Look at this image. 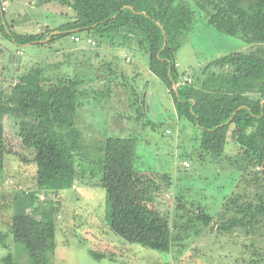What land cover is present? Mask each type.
I'll list each match as a JSON object with an SVG mask.
<instances>
[{"label":"rangeland","instance_id":"rangeland-1","mask_svg":"<svg viewBox=\"0 0 264 264\" xmlns=\"http://www.w3.org/2000/svg\"><path fill=\"white\" fill-rule=\"evenodd\" d=\"M62 1L0 0L5 13L0 14L1 24L20 35L47 30L55 35L74 13ZM188 4L195 11L194 23L180 38L175 61L181 77L185 74L182 85L188 78L189 86L199 87L201 72L210 63L257 47L220 33L193 1ZM81 38H87L85 31ZM94 41L91 47L85 40L64 37L51 42L48 37L40 44L19 47L0 29V89L7 97L14 83L36 77L38 68L54 81L74 79L81 91L77 126L90 142L111 136L137 138V178L153 195L150 206L168 216L174 240L170 253H164L114 235L107 220L106 190L80 180L72 190L38 195L44 206L59 207L52 264H261L264 189L253 183L258 169L245 170L248 161L241 162L254 148L247 143L243 149L229 139L221 156L206 155L200 130L179 119L175 102L149 67L147 55L135 43L110 47L114 41L101 40V45ZM214 72L212 68L208 74ZM218 84L222 83L211 80L212 92ZM3 123L9 154L0 173V264L10 253L20 264H29L26 250L15 245L12 229L22 222L15 216L16 195L27 201L36 192L35 154L21 144L15 119L6 116ZM251 134L263 150V132ZM184 161L190 168L183 166ZM200 209L213 216L211 225L184 229L194 223Z\"/></svg>","mask_w":264,"mask_h":264},{"label":"trees","instance_id":"trees-1","mask_svg":"<svg viewBox=\"0 0 264 264\" xmlns=\"http://www.w3.org/2000/svg\"><path fill=\"white\" fill-rule=\"evenodd\" d=\"M189 1L207 15L209 25L217 31L241 39L248 47H257L210 63L201 72L199 87L181 85L185 74L181 77L175 61L179 40L194 23L195 11ZM62 2L74 13L72 21L57 28L55 35L52 30L36 35L16 34L12 26L1 24V17L0 29L19 47L40 44L48 37L51 42L64 37H78L81 42L92 38L99 45L101 40L114 41L110 47L115 46L113 43L124 47L135 43L147 55L153 73L168 88L179 119H187L200 130L203 152L221 156L229 139L243 149L250 144L254 149L241 162L248 161L245 170L258 169L253 183L264 189V149L251 134H264V0ZM1 12L5 15L2 9ZM84 31L87 38L82 39ZM212 68L216 72L208 74ZM60 80L47 78L38 68L36 77L20 78L14 83L7 97L0 89V173L9 154L3 123L6 116L18 122L21 144L33 151L37 167L36 192L27 201L20 194L15 198V216L22 220L12 229L16 247L26 250L29 264H52L59 207L52 203L44 206L38 195L72 190L78 181L85 180L106 190L107 220L114 235L130 244L170 253L174 239L169 218L150 206L153 195L136 175L137 138L111 136L90 142L77 126L79 84L71 78ZM211 80L222 83L216 92L211 91ZM177 84L180 86L175 89ZM69 91L73 94L69 95ZM212 222L213 216L200 209L194 223L184 229L200 223L209 227ZM2 264L20 263L10 253Z\"/></svg>","mask_w":264,"mask_h":264},{"label":"built area","instance_id":"built-area-1","mask_svg":"<svg viewBox=\"0 0 264 264\" xmlns=\"http://www.w3.org/2000/svg\"><path fill=\"white\" fill-rule=\"evenodd\" d=\"M72 40L73 41H75V42H81V40H80V38H78V37H72ZM87 44L89 45V46H91V47H93V46H95L96 45V42L94 41V39H92V38H89L88 40H87ZM186 82H188V78H185V83ZM183 166L185 167V168H190V163L188 162V161H184L183 162ZM2 189V186L0 185V190Z\"/></svg>","mask_w":264,"mask_h":264},{"label":"flooded vegetation","instance_id":"flooded-vegetation-1","mask_svg":"<svg viewBox=\"0 0 264 264\" xmlns=\"http://www.w3.org/2000/svg\"><path fill=\"white\" fill-rule=\"evenodd\" d=\"M180 84V83H179ZM179 84H177L178 85V87L180 86ZM181 85H182V82H181ZM176 89V88H175ZM178 89V88H177Z\"/></svg>","mask_w":264,"mask_h":264},{"label":"water","instance_id":"water-1","mask_svg":"<svg viewBox=\"0 0 264 264\" xmlns=\"http://www.w3.org/2000/svg\"><path fill=\"white\" fill-rule=\"evenodd\" d=\"M165 46H166V44H165ZM175 88L177 89L178 88V85H176Z\"/></svg>","mask_w":264,"mask_h":264}]
</instances>
